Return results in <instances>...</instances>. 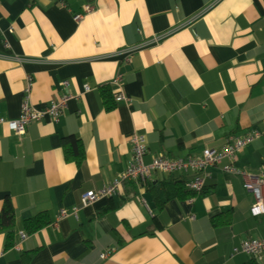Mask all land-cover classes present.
Wrapping results in <instances>:
<instances>
[{"label": "crops", "instance_id": "1", "mask_svg": "<svg viewBox=\"0 0 264 264\" xmlns=\"http://www.w3.org/2000/svg\"><path fill=\"white\" fill-rule=\"evenodd\" d=\"M107 85L124 97L109 110ZM65 96L58 120L22 135L0 123V216L7 203L15 211L13 237L0 229V264L250 260L233 249L264 238V214L252 215L254 196L243 176L225 173L228 162L208 167L207 192L185 200H166L168 173L123 174L133 132L145 136L150 163L258 130L233 164L248 174L264 167V0H0V118ZM69 138L84 145L80 164L65 159ZM117 184L82 206L84 193ZM41 215L48 224L28 232L26 220Z\"/></svg>", "mask_w": 264, "mask_h": 264}, {"label": "built area", "instance_id": "2", "mask_svg": "<svg viewBox=\"0 0 264 264\" xmlns=\"http://www.w3.org/2000/svg\"><path fill=\"white\" fill-rule=\"evenodd\" d=\"M89 11V8L87 7ZM83 18L82 14H77L74 19L79 21ZM117 85V81L114 82ZM63 86L68 83L63 81ZM89 89V87H87ZM69 97L65 96L56 102H52L43 110H38L28 104H24L22 114L19 118L13 120H6L0 118V123H8L11 128L18 135H22L27 130V127L33 122H39L46 116L51 119L58 120L62 110L64 109ZM116 102L120 103L124 97L119 94L116 96ZM262 133L258 130H251L244 136L230 137L226 144L220 149H206L202 155L198 157H190L182 160H173L164 156L153 158L150 163L145 162V157L148 152L146 138L143 134L133 132L131 141L133 143V157L128 165V168L123 174L124 181L144 182L151 178L155 173H187L188 171L200 172V175L195 176L191 181L187 182L186 187L194 191H201L210 177L206 169L223 162H228L224 171L226 174L241 175L244 178V186L254 196V203L251 206V213L253 216H260L264 214V167H262L257 174L244 173L242 170L234 166L233 162L236 156L242 152L245 147L260 140ZM118 185H110L99 189L97 191H88L81 197L82 206H86L95 200L104 196L114 194ZM79 209H74L72 212L62 210L61 217L75 216L77 217ZM194 219V217H192ZM21 239L25 240L28 235L25 232L20 234ZM19 249V246L16 247ZM234 254H244L255 258H261L264 254V238L249 239L244 241L239 247L233 249ZM104 256V255H103Z\"/></svg>", "mask_w": 264, "mask_h": 264}, {"label": "trees", "instance_id": "3", "mask_svg": "<svg viewBox=\"0 0 264 264\" xmlns=\"http://www.w3.org/2000/svg\"><path fill=\"white\" fill-rule=\"evenodd\" d=\"M112 86H103L100 88L101 96L106 109H113L118 103L113 95ZM64 156L68 161H74L76 164H80L85 159V148L81 141L74 138H69L64 143ZM168 178L163 182L164 194L166 200H185L194 197L198 194H205L207 192V182L201 191H194L186 187L187 182L191 181L195 176L200 175V172L188 171L187 173L173 172L168 173ZM209 179V178H208ZM44 216H36L27 219L26 230L28 232H35L45 227L49 220L43 218ZM15 222V211L10 203H7L0 216V229L7 228L9 230V237H13V224ZM12 241L7 246H12ZM250 260L246 264H261V262L252 256H249Z\"/></svg>", "mask_w": 264, "mask_h": 264}]
</instances>
